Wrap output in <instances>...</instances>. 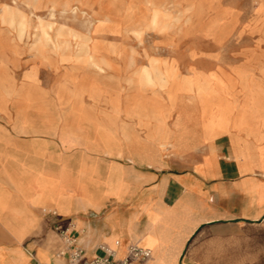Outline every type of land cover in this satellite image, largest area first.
Instances as JSON below:
<instances>
[{"label":"crops","instance_id":"crops-1","mask_svg":"<svg viewBox=\"0 0 264 264\" xmlns=\"http://www.w3.org/2000/svg\"><path fill=\"white\" fill-rule=\"evenodd\" d=\"M242 69L256 81L234 84L236 105L257 95L225 129L214 111L197 114L168 142L178 158L145 163L122 161L107 137L102 152L120 160L88 157L75 170L73 145L43 130L40 104L0 98V264H63L58 228L69 224L89 257L136 244L150 251L139 264H264V53ZM165 89L172 107L173 83ZM163 134L149 139L165 146Z\"/></svg>","mask_w":264,"mask_h":264},{"label":"rangeland","instance_id":"rangeland-1","mask_svg":"<svg viewBox=\"0 0 264 264\" xmlns=\"http://www.w3.org/2000/svg\"><path fill=\"white\" fill-rule=\"evenodd\" d=\"M261 53L264 0H0V98L40 104L43 130L73 145L75 170L120 160L102 152L107 137L122 161L145 163L178 158L168 142L197 114L214 111L225 129L257 95L237 106L231 88L256 81L242 67Z\"/></svg>","mask_w":264,"mask_h":264},{"label":"built area","instance_id":"built-area-1","mask_svg":"<svg viewBox=\"0 0 264 264\" xmlns=\"http://www.w3.org/2000/svg\"><path fill=\"white\" fill-rule=\"evenodd\" d=\"M56 214V211H51ZM63 247L57 253V257L63 258V264H139L146 259L150 251L136 244L129 245L127 254L118 257L114 249L102 246V252L93 256H87L85 249L78 242L76 233L71 224L64 228H58ZM35 264H49L48 262H36Z\"/></svg>","mask_w":264,"mask_h":264}]
</instances>
